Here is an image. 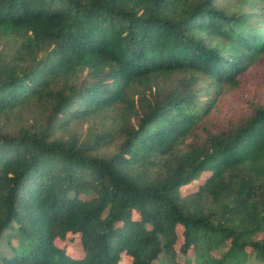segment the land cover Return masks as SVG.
<instances>
[{"label":"trees","instance_id":"trees-1","mask_svg":"<svg viewBox=\"0 0 264 264\" xmlns=\"http://www.w3.org/2000/svg\"><path fill=\"white\" fill-rule=\"evenodd\" d=\"M260 62L264 0H0V264L264 263V104L212 118Z\"/></svg>","mask_w":264,"mask_h":264},{"label":"rangeland","instance_id":"rangeland-1","mask_svg":"<svg viewBox=\"0 0 264 264\" xmlns=\"http://www.w3.org/2000/svg\"><path fill=\"white\" fill-rule=\"evenodd\" d=\"M264 104V64L262 62L255 64L250 68L248 73L243 75V78L236 88H229L222 97L220 104L215 107L212 118L215 121L226 123L229 120L236 118L238 115L248 112L252 106ZM85 127V126H84ZM83 127V129H84ZM110 151V150H109ZM206 174L196 182L182 188L181 193L187 194L194 191L197 185L200 184ZM133 215V213H131ZM178 238L172 245V257L170 261L175 264H199L200 261L206 257L207 264H215L222 256L228 245L224 244L219 250L213 251H199L194 249L191 245L186 246L181 235V228L176 229ZM260 238V236H257ZM69 239L64 241L57 240L55 243L58 247L64 248L66 254L72 258H80L84 252L77 242L76 238L72 243H68ZM3 253L8 254L6 244L2 243ZM247 252H250L247 250ZM122 260L118 264H122ZM152 264H169L167 259L159 257ZM244 264H264L263 262L254 258V254L250 253Z\"/></svg>","mask_w":264,"mask_h":264}]
</instances>
